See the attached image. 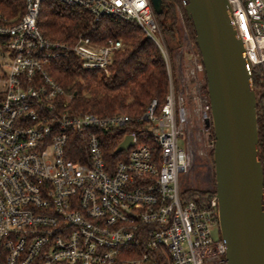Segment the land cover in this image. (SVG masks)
Here are the masks:
<instances>
[{"label": "built area", "instance_id": "built-area-1", "mask_svg": "<svg viewBox=\"0 0 264 264\" xmlns=\"http://www.w3.org/2000/svg\"><path fill=\"white\" fill-rule=\"evenodd\" d=\"M23 1L18 20L0 13V264H152L154 253L166 264H226L219 229L211 238L215 196L206 208L184 198L194 188V162L211 163L204 68L185 30L175 78L150 0ZM46 1L82 8L94 22L134 21L163 59L164 104L153 99L137 119L69 113L71 97L50 77V62L72 53L83 70L108 74L125 46L121 39L100 45L78 38L71 46L47 39L37 26ZM228 2L244 63L264 68V0ZM125 128L134 132L122 141L130 136L132 144L110 167L100 136ZM79 148L84 159L71 160Z\"/></svg>", "mask_w": 264, "mask_h": 264}, {"label": "trees", "instance_id": "trees-1", "mask_svg": "<svg viewBox=\"0 0 264 264\" xmlns=\"http://www.w3.org/2000/svg\"><path fill=\"white\" fill-rule=\"evenodd\" d=\"M161 6L162 11L157 15V20L169 55L172 56L173 52L182 46L183 33L178 12L183 29L199 54L182 0H161ZM0 13L9 20H18L24 13V1L0 0ZM37 26L47 39L69 46L78 38H89L100 45H104L110 39H121L125 46L113 54L108 74L103 71L83 70L80 60L72 53L50 62L46 68L50 77L65 95L71 97L66 108L69 113H91L99 117L120 114L137 119L144 114L153 99L157 101L159 107L164 104L168 79L163 59L155 45L145 37L134 21L102 17L98 22H94L90 14L82 8L46 1L41 6ZM252 85L256 94L258 159L264 176V68L252 70ZM204 89L207 95L206 83ZM59 101L64 102V98H59ZM131 132L134 130L125 128L101 134L102 154L108 166L112 167L126 158L127 153L115 151L123 137ZM209 136L214 141L212 129ZM80 151L81 154L70 155L69 158L74 161L84 159L82 148ZM212 156L213 150L210 151L211 164ZM215 193L213 183L211 190L188 189L184 198L206 208ZM139 255L140 253H137L135 256ZM150 257L152 264H166L158 253L150 254Z\"/></svg>", "mask_w": 264, "mask_h": 264}, {"label": "water", "instance_id": "water-1", "mask_svg": "<svg viewBox=\"0 0 264 264\" xmlns=\"http://www.w3.org/2000/svg\"><path fill=\"white\" fill-rule=\"evenodd\" d=\"M204 68L214 136L213 176L226 264H264V176L258 159L256 94L228 0H183ZM156 15L161 0H150ZM132 144L127 136L116 149Z\"/></svg>", "mask_w": 264, "mask_h": 264}, {"label": "rangeland", "instance_id": "rangeland-1", "mask_svg": "<svg viewBox=\"0 0 264 264\" xmlns=\"http://www.w3.org/2000/svg\"><path fill=\"white\" fill-rule=\"evenodd\" d=\"M178 18H179V24H180V27L183 33V24H182L181 16L179 12H178ZM182 58L183 57L181 53L177 50H175L173 52V55L171 56L175 78L178 76V72H180L179 67L182 64L181 62ZM211 129L212 127H210L207 131H204L203 133L204 149H205V152L207 150V153L209 155V160H210V148L207 147V145L212 140L209 136V132L211 131ZM178 145L180 147H184L182 139L178 140ZM207 160H208L207 158L203 157V160L201 162H198V161L194 162L195 166L192 169L191 173L189 174V179L191 180V183H194V188H198L202 190H211L213 187V183H214L213 164H211L210 162L208 163ZM217 237H218V228L216 227L213 229L211 233V238L212 240H216Z\"/></svg>", "mask_w": 264, "mask_h": 264}]
</instances>
